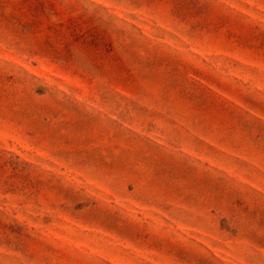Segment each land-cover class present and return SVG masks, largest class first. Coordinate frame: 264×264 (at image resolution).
Listing matches in <instances>:
<instances>
[{"label":"rangeland","instance_id":"obj_1","mask_svg":"<svg viewBox=\"0 0 264 264\" xmlns=\"http://www.w3.org/2000/svg\"><path fill=\"white\" fill-rule=\"evenodd\" d=\"M0 264H264V0H0Z\"/></svg>","mask_w":264,"mask_h":264}]
</instances>
